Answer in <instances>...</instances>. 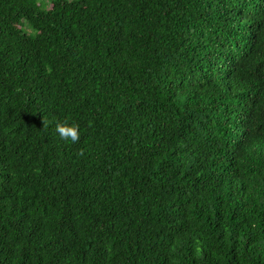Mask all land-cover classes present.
Segmentation results:
<instances>
[{
    "label": "trees",
    "instance_id": "obj_1",
    "mask_svg": "<svg viewBox=\"0 0 264 264\" xmlns=\"http://www.w3.org/2000/svg\"><path fill=\"white\" fill-rule=\"evenodd\" d=\"M0 264H264V0H0Z\"/></svg>",
    "mask_w": 264,
    "mask_h": 264
},
{
    "label": "clouds",
    "instance_id": "obj_2",
    "mask_svg": "<svg viewBox=\"0 0 264 264\" xmlns=\"http://www.w3.org/2000/svg\"><path fill=\"white\" fill-rule=\"evenodd\" d=\"M43 126H46V119H42ZM55 131L59 135L60 139L65 142H70L72 144H76L80 141V129L79 125L75 123L69 124L67 121L65 122H57L55 124ZM83 153L81 152V155Z\"/></svg>",
    "mask_w": 264,
    "mask_h": 264
}]
</instances>
